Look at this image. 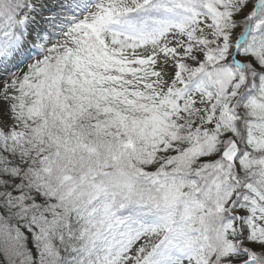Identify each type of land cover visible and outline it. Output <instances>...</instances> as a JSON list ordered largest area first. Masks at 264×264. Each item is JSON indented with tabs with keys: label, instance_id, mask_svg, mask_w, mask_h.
Instances as JSON below:
<instances>
[{
	"label": "snow or ice",
	"instance_id": "6c2138e0",
	"mask_svg": "<svg viewBox=\"0 0 264 264\" xmlns=\"http://www.w3.org/2000/svg\"><path fill=\"white\" fill-rule=\"evenodd\" d=\"M0 264H264V0H0Z\"/></svg>",
	"mask_w": 264,
	"mask_h": 264
}]
</instances>
